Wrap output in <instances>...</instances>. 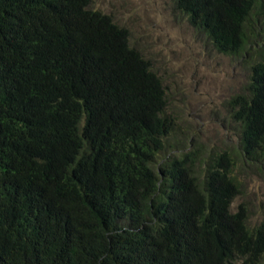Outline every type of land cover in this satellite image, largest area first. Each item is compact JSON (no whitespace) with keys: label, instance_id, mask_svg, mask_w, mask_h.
I'll return each instance as SVG.
<instances>
[{"label":"trees","instance_id":"1","mask_svg":"<svg viewBox=\"0 0 264 264\" xmlns=\"http://www.w3.org/2000/svg\"><path fill=\"white\" fill-rule=\"evenodd\" d=\"M91 2L0 0V264H264L234 151L178 145L161 77ZM173 8L251 59L228 118L264 167V0Z\"/></svg>","mask_w":264,"mask_h":264},{"label":"rangeland","instance_id":"2","mask_svg":"<svg viewBox=\"0 0 264 264\" xmlns=\"http://www.w3.org/2000/svg\"><path fill=\"white\" fill-rule=\"evenodd\" d=\"M91 7L112 16L128 29L130 44L161 77L168 111L177 122L175 137L186 150L206 157L227 149L235 158L240 193L232 206L243 203L248 223L264 219V167L250 163L237 150L227 100L249 81L251 59L218 53L203 33L190 26L173 0H91ZM197 152V151H196ZM198 154V153H197Z\"/></svg>","mask_w":264,"mask_h":264}]
</instances>
